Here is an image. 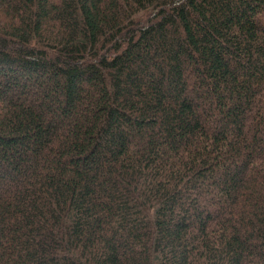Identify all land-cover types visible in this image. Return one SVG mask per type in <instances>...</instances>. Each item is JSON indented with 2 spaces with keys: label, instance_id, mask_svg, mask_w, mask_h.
<instances>
[{
  "label": "trees",
  "instance_id": "16d2710c",
  "mask_svg": "<svg viewBox=\"0 0 264 264\" xmlns=\"http://www.w3.org/2000/svg\"><path fill=\"white\" fill-rule=\"evenodd\" d=\"M0 264H264V0H0Z\"/></svg>",
  "mask_w": 264,
  "mask_h": 264
}]
</instances>
